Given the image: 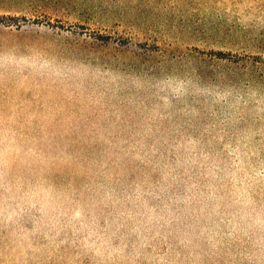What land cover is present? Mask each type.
<instances>
[{"label": "rangeland", "instance_id": "1", "mask_svg": "<svg viewBox=\"0 0 264 264\" xmlns=\"http://www.w3.org/2000/svg\"><path fill=\"white\" fill-rule=\"evenodd\" d=\"M0 264H264V0H0Z\"/></svg>", "mask_w": 264, "mask_h": 264}]
</instances>
